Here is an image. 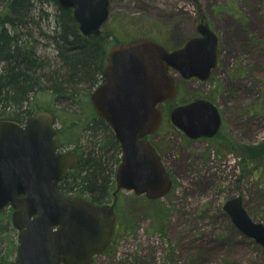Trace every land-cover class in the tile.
Masks as SVG:
<instances>
[{"label": "rangeland", "instance_id": "rangeland-1", "mask_svg": "<svg viewBox=\"0 0 264 264\" xmlns=\"http://www.w3.org/2000/svg\"><path fill=\"white\" fill-rule=\"evenodd\" d=\"M37 4L29 40L47 68L55 69L61 66L51 37L58 8L53 3ZM202 20L219 37L218 66L207 82L184 80L173 71L178 92L159 106L162 123L152 136L172 178V189L152 203L145 196L132 199L130 191L118 193V234L94 264H264V248L241 233L224 211L229 200L240 196L249 216L264 225V156L248 157L242 150L264 142V0H110L103 30L113 31L120 22L118 36L129 34L132 39L138 35L130 33L125 22H145L157 33L159 43L175 50L198 34ZM40 98L50 100L47 94ZM195 98L208 99L220 109L223 125L217 137L191 140L171 124L170 110ZM86 100L91 104L90 96ZM49 108L84 113L71 103ZM57 116L55 127L62 133ZM99 131L93 130L92 139L89 132L82 137L85 154L96 138H102ZM61 142L64 149L74 150ZM69 193L89 199L77 189ZM113 200L104 203L112 205ZM125 202L131 205L128 211L134 220L130 228L124 226ZM11 214L10 207L0 213V257L10 240L16 247L13 261L19 232Z\"/></svg>", "mask_w": 264, "mask_h": 264}, {"label": "water", "instance_id": "water-1", "mask_svg": "<svg viewBox=\"0 0 264 264\" xmlns=\"http://www.w3.org/2000/svg\"><path fill=\"white\" fill-rule=\"evenodd\" d=\"M56 1L73 10L84 35H99L110 16V0ZM197 29L201 36L173 51L139 38L109 52L104 83L91 98L122 147L118 190L157 200L172 188L160 156L145 138L160 125L157 106L176 94L171 71L206 81L217 66V34L208 23ZM171 121L192 139L214 137L222 123L218 107L205 99L175 108ZM59 133L48 111H37L25 124L0 120V212L10 205L12 223L19 231L17 255L10 264H92L114 238L118 216L114 205L60 192L59 182L78 166L79 158L58 152ZM224 210L240 232L264 248V225L252 220L242 197L229 200Z\"/></svg>", "mask_w": 264, "mask_h": 264}, {"label": "trees", "instance_id": "trees-1", "mask_svg": "<svg viewBox=\"0 0 264 264\" xmlns=\"http://www.w3.org/2000/svg\"><path fill=\"white\" fill-rule=\"evenodd\" d=\"M51 3L58 8L54 20L55 35L51 37L54 38L61 66L55 69L47 68L46 62L37 54L35 44L29 40L35 24V5ZM116 25L117 29L113 31L102 30L99 35L84 36L73 11L62 9L56 0H0V65H3L0 67V120L24 123L39 110H49L58 115L63 124L61 141L74 146L80 158L78 169L69 172L59 188L64 194L77 189L96 203L108 202L115 192V172L120 163L121 148L109 125L92 112L86 98L103 79L109 49L130 39L129 34L123 36L125 38L119 37L118 27L121 24ZM124 27L134 36L157 38L154 36L157 33L152 32L154 30L149 29L145 22L127 21ZM45 94L49 101L41 100L40 97ZM64 103L77 104L84 113L71 114L62 109L49 108L53 104L59 107ZM97 129L103 134L102 138H96L85 154L80 141L88 132V137L92 139L93 130ZM242 150L248 157L264 156V142L256 147H243ZM126 204L123 216L128 219L124 226L130 228L134 220L130 218L132 212L128 211L131 205ZM9 242L6 254L0 257V264H10L15 255L14 242Z\"/></svg>", "mask_w": 264, "mask_h": 264}]
</instances>
